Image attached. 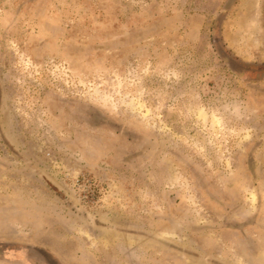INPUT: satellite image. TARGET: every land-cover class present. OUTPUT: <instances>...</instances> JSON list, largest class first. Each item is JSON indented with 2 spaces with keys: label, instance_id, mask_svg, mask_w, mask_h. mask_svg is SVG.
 Listing matches in <instances>:
<instances>
[{
  "label": "rangeland",
  "instance_id": "1",
  "mask_svg": "<svg viewBox=\"0 0 264 264\" xmlns=\"http://www.w3.org/2000/svg\"><path fill=\"white\" fill-rule=\"evenodd\" d=\"M0 264H264V0H0Z\"/></svg>",
  "mask_w": 264,
  "mask_h": 264
}]
</instances>
